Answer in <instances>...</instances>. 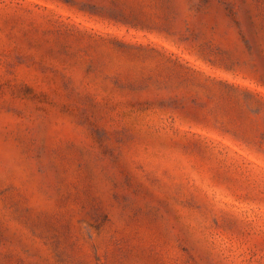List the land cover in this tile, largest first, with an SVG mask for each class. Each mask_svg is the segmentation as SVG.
Wrapping results in <instances>:
<instances>
[{"label":"rangeland","instance_id":"374dc122","mask_svg":"<svg viewBox=\"0 0 264 264\" xmlns=\"http://www.w3.org/2000/svg\"><path fill=\"white\" fill-rule=\"evenodd\" d=\"M0 264H264V0H0Z\"/></svg>","mask_w":264,"mask_h":264}]
</instances>
